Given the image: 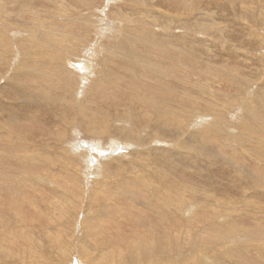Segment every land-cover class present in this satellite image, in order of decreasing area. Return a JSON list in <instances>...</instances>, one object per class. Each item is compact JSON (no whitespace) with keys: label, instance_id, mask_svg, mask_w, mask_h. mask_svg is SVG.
Instances as JSON below:
<instances>
[{"label":"rangeland","instance_id":"obj_1","mask_svg":"<svg viewBox=\"0 0 264 264\" xmlns=\"http://www.w3.org/2000/svg\"><path fill=\"white\" fill-rule=\"evenodd\" d=\"M0 39V264H264V0H0Z\"/></svg>","mask_w":264,"mask_h":264},{"label":"bare ground","instance_id":"obj_2","mask_svg":"<svg viewBox=\"0 0 264 264\" xmlns=\"http://www.w3.org/2000/svg\"><path fill=\"white\" fill-rule=\"evenodd\" d=\"M72 23V22H71ZM69 26V25H68ZM70 27V26H69ZM48 31V29L47 30H44V32L46 33ZM50 31V30H49ZM48 31V32H49ZM122 31V30H121ZM43 34V33H42ZM48 35V34H47ZM59 36V35H58ZM1 40V39H0ZM58 42V41H57ZM5 62V61H4ZM68 63V62H67ZM71 74V73H70ZM43 77H45V76H43ZM62 77V76H61ZM46 79V78H45ZM44 79V80H45ZM68 80V79H67ZM66 80V81H67ZM64 81V80H63ZM33 90V89H32ZM38 90V89H37ZM39 91V90H38ZM27 95V94H26ZM51 101V100H50ZM47 102V101H46ZM34 106H36V105H34ZM76 106V105H75ZM101 106V105H100ZM78 107V106H77ZM42 109V108H41ZM45 109V108H44ZM72 109V108H71ZM74 109V108H73ZM78 109V108H77ZM81 109V108H80ZM58 110V109H57ZM76 110V109H75ZM15 111V110H14ZM81 111V110H80ZM8 112V111H7ZM88 112V111H87ZM160 112V111H159ZM12 113V112H11ZM45 113H46V111H45ZM77 113H78V110H77ZM80 114V113H79ZM14 115H16V114H14ZM13 115V116H14ZM85 115V114H84ZM105 117H107V116H105ZM147 117V116H146ZM145 117V118H146ZM158 117V116H157ZM14 118V117H13ZM68 118V117H67ZM75 118V117H74ZM82 118V117H81ZM95 118V117H94ZM155 118H156V116H155ZM16 119V118H15ZM147 119V118H146ZM55 120V119H54ZM80 120V119H79ZM86 120V119H85ZM85 120H84V122H85ZM140 120V119H139ZM148 120V119H147ZM168 120V119H167ZM170 120V119H169ZM53 121V120H52ZM70 121V120H69ZM72 121V120H71ZM100 121V120H99ZM75 122V121H74ZM80 122V121H79ZM91 122V121H90ZM163 122V121H162ZM169 122V121H168ZM167 122V123H168ZM61 123V122H60ZM71 123V122H70ZM92 123H94V122H92ZM166 123V122H165ZM84 124V123H83ZM164 124V123H163ZM253 124V123H252ZM86 125V124H85ZM97 125H98V123H97ZM158 125V124H157ZM183 125V124H182ZM81 127V126H80ZM87 127V126H86ZM85 127V128H86ZM124 127V126H123ZM55 128V127H54ZM66 128V127H65ZM68 128H70V127H68ZM71 128H74V127H71ZM125 128V127H124ZM160 128V127H159ZM161 129V128H160ZM165 129V128H164ZM256 129V128H255ZM50 130V129H49ZM49 130H48V132H49ZM64 130V129H63ZM86 130L87 131H89V132H91V133H95L96 135H100V136H102V135H110V133H112V130H110V126H109V122H107V121H105L104 123H101V124H99V126H89V128H86ZM120 130V129H119ZM127 130V129H126ZM163 130V129H162ZM162 130H160V131H162ZM166 130V129H165ZM164 130V131H165ZM180 130V129H179ZM245 130H247V129H245ZM56 131V130H55ZM58 131V130H57ZM62 130H59L58 131V135H60L59 137H61L62 136V138H63V132H61ZM124 131H125V129H124ZM151 131V130H150ZM250 131V130H249ZM44 132H46V131H44ZM116 132H117V129H116ZM136 132V131H135ZM157 132H159V130H157ZM163 132V131H162ZM168 132V131H167ZM248 132V131H247ZM115 133V132H114ZM122 133V132H121ZM154 133V132H153ZM156 133V132H155ZM164 133V132H163ZM181 133H182V131H181ZM50 134V133H49ZM94 134V135H95ZM127 134V133H126ZM184 134V133H183ZM40 135H41V133H40ZM130 135V134H129ZM137 135V134H136ZM42 136V135H41ZM47 136V135H46ZM51 136V135H50ZM117 136H118V134H117ZM127 136V135H126ZM158 136V135H157ZM51 137H53V136H51ZM169 137V136H168ZM192 137V136H191ZM53 138H55V137H53ZM102 138V137H101ZM132 138V137H131ZM167 138V137H166ZM115 141V140H114ZM139 141H140V138H139ZM142 142V141H141ZM144 143V142H143ZM246 145V144H245ZM183 146V145H182ZM243 147H244V145H242ZM185 149V148H184ZM244 149V148H243ZM251 150V149H250ZM107 151V150H106ZM151 151V150H150ZM244 151H245V149H244ZM243 151V152H244ZM248 151V150H247ZM148 152V151H147ZM152 153V152H151ZM163 153V152H162ZM180 153V152H179ZM183 153H185V152H183ZM238 153V152H237ZM156 154V153H155ZM158 154V153H157ZM169 154V153H168ZM159 155V154H158ZM162 155V154H161ZM173 155V154H172ZM250 155V154H249ZM157 156V155H156ZM164 156V155H163ZM187 156V155H186ZM237 156V155H236ZM251 156V155H250ZM253 156V155H252ZM251 156V157H252ZM169 157H171L170 155H169ZM180 157V156H179ZM178 157V158H179ZM183 157H185V156H183ZM190 157V156H189ZM181 159V158H180ZM187 159H188V157H187ZM252 159H254V158H252ZM184 161H185V159H183ZM255 160V159H254ZM162 161V160H161ZM166 161V159L163 161V162H165ZM187 161V160H186ZM188 162V161H187ZM246 162V161H245ZM251 162H253V161H251ZM250 162V163H251ZM255 162V161H254ZM186 163V162H185ZM92 164V163H91ZM162 164V163H161ZM162 165H164V164H162ZM170 165V164H169ZM168 165V166H169ZM172 165V164H171ZM166 167V166H165ZM174 167V166H173ZM166 168H168V167H166ZM175 168V167H174ZM264 168V167H263ZM168 171V170H167ZM248 171V170H247ZM263 171V170H262ZM62 172V171H61ZM169 172V171H168ZM185 173V172H184ZM186 175V174H185ZM223 175V174H222ZM250 175V174H249ZM245 179V178H244ZM248 179V178H247ZM261 179H262V177L261 178H258V176L257 177H255L254 178V181H258V184H261ZM242 184H244V183H242ZM241 184V185H242ZM255 184V183H254ZM70 185V184H69ZM187 186V185H186ZM237 186V185H236ZM245 186H247V184L245 183ZM250 186V185H249ZM252 186V185H251ZM263 191V190H262ZM186 192V191H185ZM184 192V193H185ZM79 193V192H78ZM93 194V193H92ZM90 195V194H89ZM258 195V194H257ZM169 196V195H168ZM217 196V195H216ZM77 197V196H76ZM167 197V196H166ZM179 197V196H178ZM79 198V197H78ZM91 198V197H90ZM168 198V197H167ZM167 198H166V200H167ZM165 200V201H166ZM182 200V199H181ZM181 202V201H180ZM183 202V201H182ZM183 204V203H182ZM191 206V205H190ZM251 206V205H250ZM77 207V206H76ZM178 208V207H177ZM244 216V215H243ZM236 217V216H235ZM242 222V221H241ZM21 224V223H20ZM52 224V223H51ZM162 233V232H161ZM88 234V233H87ZM247 240V239H246ZM248 241V240H247ZM219 242V241H218ZM250 243V242H249ZM169 244V243H168ZM167 244V245H168ZM136 245V244H135ZM153 246V245H152ZM179 247V246H178ZM263 247H264V245H263ZM133 248V247H132ZM160 249V248H159ZM166 249V248H165ZM190 249H191V247H190ZM194 249V248H193ZM164 249H162V251H163ZM178 250V249H177ZM177 250H175V251H177ZM180 250L181 249H179V252H180ZM159 252H161V249H160V251ZM158 252V253H159ZM164 254V253H163ZM167 254V253H166ZM180 254V253H179ZM140 257V256H139ZM143 257V256H142ZM154 257V256H153ZM156 258V257H155ZM161 258V257H160ZM143 259V258H142ZM164 259V258H163ZM185 259V258H184ZM140 260H141V257L138 259V261H139V263H140ZM165 260V259H164ZM159 261H162V260H159ZM180 261V260H179ZM183 261V260H182ZM166 262V261H165ZM181 262V261H180ZM114 263V262H113ZM115 264V263H114ZM152 264V263H151Z\"/></svg>","mask_w":264,"mask_h":264}]
</instances>
